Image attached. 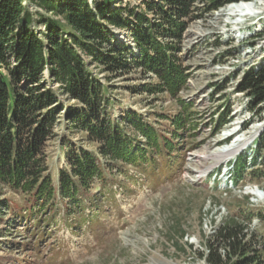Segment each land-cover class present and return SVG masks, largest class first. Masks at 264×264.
Instances as JSON below:
<instances>
[{
  "label": "rangeland",
  "instance_id": "rangeland-1",
  "mask_svg": "<svg viewBox=\"0 0 264 264\" xmlns=\"http://www.w3.org/2000/svg\"><path fill=\"white\" fill-rule=\"evenodd\" d=\"M249 1L262 6L260 18L212 22L219 8L189 25L178 54L186 80L176 95L158 87L151 91L159 83L154 73L135 68L111 75L88 58L90 69L111 86L109 95L116 101L112 115L120 119L132 109L154 123L177 147L173 164L168 169L161 154L155 155V169L149 163L135 167L107 159L98 143L63 119L46 147L53 186L58 188L60 171L69 169L67 153L80 147L96 155L106 179L85 189L84 212L72 205L67 214L57 199L50 209L19 223L17 211L5 210L0 215V264H209L207 241L214 242V232L226 218L248 224L246 231L264 239V107L252 111L250 98L236 91L246 71L264 64V0ZM25 4L41 11L30 0ZM254 23L260 32L244 39L254 32ZM34 26L45 29L40 23ZM125 34L116 30L114 44ZM124 41L132 43L131 38ZM177 117L184 127L178 128ZM126 130L145 140L135 127ZM250 137L217 164L190 156L228 150ZM237 157L246 159V170L236 182ZM5 196L21 200L12 190Z\"/></svg>",
  "mask_w": 264,
  "mask_h": 264
},
{
  "label": "trees",
  "instance_id": "trees-1",
  "mask_svg": "<svg viewBox=\"0 0 264 264\" xmlns=\"http://www.w3.org/2000/svg\"><path fill=\"white\" fill-rule=\"evenodd\" d=\"M25 1L0 0V215L17 211L19 223L50 209L57 195L68 214L72 205L81 209L89 199L85 189L106 179L96 155L80 147L67 153L69 169L60 171L58 188L53 186L46 147L63 119L98 143L107 159L154 167L155 155L161 154L170 169L177 147L135 110L115 118L111 86L90 69L88 58L111 75L135 68L154 73L159 83L151 91L158 87L176 95L186 80L178 55L186 29L240 0H30L41 10L36 12ZM39 23L44 30L34 26ZM116 30L127 36L114 44ZM236 91L250 98L252 111L260 112L264 64L246 71ZM223 113L229 116V110ZM182 120L177 117L178 128L184 127ZM127 126L145 140L130 134ZM233 167L235 181L244 178L246 159L237 157ZM7 190L20 195V202L7 198ZM247 226L226 218L214 232V242L207 241L209 264H264V239L246 231Z\"/></svg>",
  "mask_w": 264,
  "mask_h": 264
},
{
  "label": "bare ground",
  "instance_id": "bare-ground-1",
  "mask_svg": "<svg viewBox=\"0 0 264 264\" xmlns=\"http://www.w3.org/2000/svg\"><path fill=\"white\" fill-rule=\"evenodd\" d=\"M262 14H263L262 6H259L258 4L251 2L249 0L248 1L242 0L238 3H230V4H227L223 7H221L220 10H218V12L215 15V20H213L212 22L218 21L222 18H226V22H228L231 18L232 19L235 18L234 22L237 23V21L240 22V21L244 20V17L259 16V18H260ZM259 18H257V19H259ZM260 25H261V23H259V26ZM240 38L242 39V37H240ZM250 140H251V137H250V139H242V142L237 141V143H235L228 150L220 149L218 151L211 152V153L207 154L206 156H202L203 154L199 155L198 153H193L190 156H191L192 160L203 159V158L214 159L216 164H217L218 162L220 163V161H222V159H224V157H227L228 155L230 156V155L237 153L240 150V148L243 146V144L249 142ZM197 177H200V174H198Z\"/></svg>",
  "mask_w": 264,
  "mask_h": 264
}]
</instances>
